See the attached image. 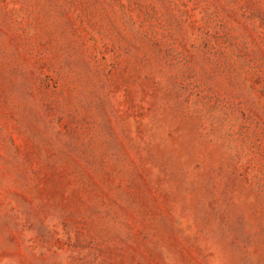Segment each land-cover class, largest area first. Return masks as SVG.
Instances as JSON below:
<instances>
[{"label": "rangeland", "instance_id": "rangeland-1", "mask_svg": "<svg viewBox=\"0 0 264 264\" xmlns=\"http://www.w3.org/2000/svg\"><path fill=\"white\" fill-rule=\"evenodd\" d=\"M0 264H264V0H0Z\"/></svg>", "mask_w": 264, "mask_h": 264}]
</instances>
